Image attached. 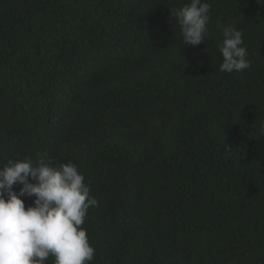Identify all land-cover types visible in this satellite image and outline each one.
<instances>
[{"label":"trees","instance_id":"trees-1","mask_svg":"<svg viewBox=\"0 0 264 264\" xmlns=\"http://www.w3.org/2000/svg\"><path fill=\"white\" fill-rule=\"evenodd\" d=\"M189 2L0 0V167L77 165L91 264H264V0H205L184 46ZM217 24L244 72L219 70Z\"/></svg>","mask_w":264,"mask_h":264},{"label":"clouds","instance_id":"clouds-1","mask_svg":"<svg viewBox=\"0 0 264 264\" xmlns=\"http://www.w3.org/2000/svg\"><path fill=\"white\" fill-rule=\"evenodd\" d=\"M169 20L180 26L184 46H197L208 33L211 5L190 0L170 9ZM223 41L221 72L242 73L251 67L243 33L217 24ZM72 162L53 166L43 158L9 159L0 167V264H91L95 248L82 225L98 201ZM19 186V190H15ZM23 198H34L25 206Z\"/></svg>","mask_w":264,"mask_h":264}]
</instances>
